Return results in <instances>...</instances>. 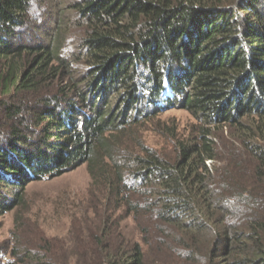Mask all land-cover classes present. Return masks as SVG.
I'll list each match as a JSON object with an SVG mask.
<instances>
[{
    "label": "trees",
    "instance_id": "trees-1",
    "mask_svg": "<svg viewBox=\"0 0 264 264\" xmlns=\"http://www.w3.org/2000/svg\"><path fill=\"white\" fill-rule=\"evenodd\" d=\"M46 1L38 24L36 0H0V215L86 163L106 217L76 264H147L156 238L171 264H264V0ZM176 106L197 124L160 151L141 128ZM120 210L155 237L125 238Z\"/></svg>",
    "mask_w": 264,
    "mask_h": 264
},
{
    "label": "rangeland",
    "instance_id": "rangeland-1",
    "mask_svg": "<svg viewBox=\"0 0 264 264\" xmlns=\"http://www.w3.org/2000/svg\"><path fill=\"white\" fill-rule=\"evenodd\" d=\"M47 4L46 0H36L32 15L38 24L43 20ZM38 32L42 34L40 29ZM77 37L74 33V41ZM29 95L36 98L31 92ZM196 124L197 120L191 113L176 106L145 124L141 128L142 137L150 146L171 152L173 140L167 129L175 127L178 132L176 138L183 139L192 134ZM227 133V128L220 130V134L224 136ZM26 194L24 205L0 215V251L16 245L18 248L50 254L52 258L58 256V264H67V260L70 264H76L82 257L95 263L94 257H90L95 251L91 237L97 233L103 217H106V186L93 185L87 164L64 169L61 174H53L41 181L34 180L28 184ZM125 216L126 213L122 210L117 211L114 216L119 224L121 222L125 238L143 242L155 237L153 233L143 234L139 228L142 223L136 222L131 216ZM146 224L151 226L149 221ZM151 229L157 230L156 223ZM115 240H119L117 234ZM157 244L158 238L145 246L147 264H171L174 260L179 261V258L158 251ZM72 254H79L81 257L72 261Z\"/></svg>",
    "mask_w": 264,
    "mask_h": 264
}]
</instances>
